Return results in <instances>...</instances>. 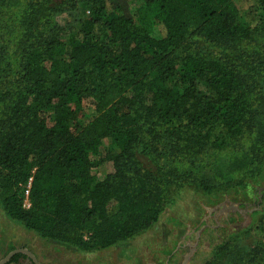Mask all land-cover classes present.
<instances>
[{
    "label": "trees",
    "instance_id": "16d2710c",
    "mask_svg": "<svg viewBox=\"0 0 264 264\" xmlns=\"http://www.w3.org/2000/svg\"><path fill=\"white\" fill-rule=\"evenodd\" d=\"M71 1L0 0L7 216L48 240L88 234L81 244L112 247L155 226L185 188L213 191L173 165L219 157L222 195H255L264 149L243 174L232 162L248 160L238 154L256 128L264 0L248 9L258 12L249 24L241 21L247 0H126L141 2L130 14L114 0H82L88 17L67 33L57 18ZM106 164L112 170L99 180ZM254 215L264 230V208ZM234 236L214 255L231 251ZM243 254L233 264H264V245Z\"/></svg>",
    "mask_w": 264,
    "mask_h": 264
},
{
    "label": "rangeland",
    "instance_id": "374dc122",
    "mask_svg": "<svg viewBox=\"0 0 264 264\" xmlns=\"http://www.w3.org/2000/svg\"><path fill=\"white\" fill-rule=\"evenodd\" d=\"M256 3L257 0H247L242 4L241 21L244 24H249L258 16L257 8L248 11ZM114 5L117 10L130 14L141 6V2L114 0ZM87 17L88 11L83 7L82 0H72L67 11L57 20L68 33L76 30ZM256 74V128L251 138L244 143V152L238 154L242 157L249 153V158L238 163L232 162L243 168L242 174L247 166L252 168L253 162L257 164L258 154L264 149V68ZM44 114L51 115L52 110L48 109ZM208 157L211 159L213 154H208ZM217 160L212 164L208 159L195 160L187 165L180 163L178 168L173 165L172 169L175 171L191 172V178L206 181L213 191L209 195H203L193 186L185 188L176 196V203L165 209L155 226L108 248L81 244V240L88 241V234H84L79 241L74 237L58 241L42 238L8 217L0 205V259L14 249L25 248L41 264H206L208 261L211 264H233L244 255L243 252L257 245H264V230L257 225V215L252 219L254 211L264 208V176L256 183L258 188L253 196L242 190L222 195L220 174L225 163L221 161V157ZM226 169L228 170L227 166ZM111 170L110 164L102 165L98 170V179L103 180ZM27 197L26 190L25 204ZM241 202L247 206L240 205ZM232 233L236 239L231 251L214 255V246L230 239ZM17 264L34 262L27 258L21 259Z\"/></svg>",
    "mask_w": 264,
    "mask_h": 264
},
{
    "label": "water",
    "instance_id": "95a60500",
    "mask_svg": "<svg viewBox=\"0 0 264 264\" xmlns=\"http://www.w3.org/2000/svg\"><path fill=\"white\" fill-rule=\"evenodd\" d=\"M18 253L26 254L33 262L34 264H41L38 259L35 257L33 253H31L29 250L25 248H17L12 251H10L8 254H6L2 259H0V264H7L10 262V260L13 258L14 255Z\"/></svg>",
    "mask_w": 264,
    "mask_h": 264
},
{
    "label": "built area",
    "instance_id": "2783aa9c",
    "mask_svg": "<svg viewBox=\"0 0 264 264\" xmlns=\"http://www.w3.org/2000/svg\"><path fill=\"white\" fill-rule=\"evenodd\" d=\"M31 180H32V178H30V181H29V183H28V185H27V194L29 195V188H30V185H31ZM28 203V204H27ZM24 205L25 206H27V207H30V202H29V199H28V197H27V202H26V204L24 203Z\"/></svg>",
    "mask_w": 264,
    "mask_h": 264
}]
</instances>
